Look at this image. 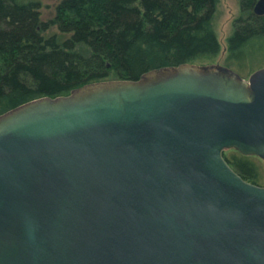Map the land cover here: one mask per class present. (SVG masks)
I'll return each mask as SVG.
<instances>
[{"label":"water","instance_id":"water-1","mask_svg":"<svg viewBox=\"0 0 264 264\" xmlns=\"http://www.w3.org/2000/svg\"><path fill=\"white\" fill-rule=\"evenodd\" d=\"M227 149L264 161V67L183 63L9 109L0 264H264V185Z\"/></svg>","mask_w":264,"mask_h":264},{"label":"trees","instance_id":"trees-1","mask_svg":"<svg viewBox=\"0 0 264 264\" xmlns=\"http://www.w3.org/2000/svg\"><path fill=\"white\" fill-rule=\"evenodd\" d=\"M219 1L61 0L55 16L44 20L38 1L0 0V114L88 83L139 79L153 69L216 58ZM256 1L240 0L224 62L244 77L251 58L264 50V14L254 12ZM53 26L69 36L47 34ZM224 156L245 180L264 185L251 156Z\"/></svg>","mask_w":264,"mask_h":264},{"label":"rangeland","instance_id":"rangeland-1","mask_svg":"<svg viewBox=\"0 0 264 264\" xmlns=\"http://www.w3.org/2000/svg\"><path fill=\"white\" fill-rule=\"evenodd\" d=\"M40 3V10L42 14V18L44 20H48L53 18L56 14V7L61 0H34ZM240 14V0H220L217 4L216 13L214 15V28L218 35V39L221 44V52L220 54L214 58L209 59L204 63H198L197 65H220L225 66L224 62L228 55V42L229 37L234 33V20ZM47 34L58 33L60 31L56 26L50 28ZM63 38L69 36V34H60ZM262 46H264V41L260 42ZM259 45V44H258ZM255 46V45H254ZM254 50L256 48H253ZM249 69V73L246 78L248 79L251 74H253L256 70L264 67V50H260L258 54L251 58L247 65ZM232 151H236L234 149L225 150L226 153H230ZM252 159L260 166L261 171L264 176V161L258 156H251Z\"/></svg>","mask_w":264,"mask_h":264},{"label":"flooded vegetation","instance_id":"flooded-vegetation-1","mask_svg":"<svg viewBox=\"0 0 264 264\" xmlns=\"http://www.w3.org/2000/svg\"><path fill=\"white\" fill-rule=\"evenodd\" d=\"M257 2V1H256ZM256 4V3H255ZM255 6V5H254ZM225 67H228V66H226L225 65ZM228 68H230V67H228ZM232 69V68H231ZM232 70H234V69H232ZM235 71V70H234ZM235 72H237V71H235ZM238 73V72H237ZM239 74V73H238ZM242 76V75H241ZM242 77H244V76H242ZM244 78H246V77H244Z\"/></svg>","mask_w":264,"mask_h":264}]
</instances>
